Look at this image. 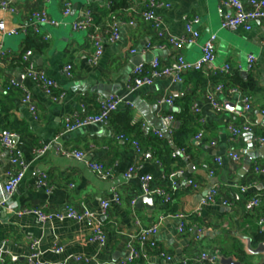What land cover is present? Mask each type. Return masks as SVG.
I'll return each instance as SVG.
<instances>
[{"label":"crops","instance_id":"0c3cea01","mask_svg":"<svg viewBox=\"0 0 264 264\" xmlns=\"http://www.w3.org/2000/svg\"><path fill=\"white\" fill-rule=\"evenodd\" d=\"M8 1L13 10L0 9V21L5 27V32L0 31V131L8 129L16 133L15 144L28 164L12 199L19 207L41 208L46 212L63 211L69 204L82 205L102 224L106 242L101 246L89 241V227L82 221L53 218L42 222L33 213L16 215L0 208V253L7 259L6 264H31L27 258L32 242L37 243L39 255L36 260L39 264H71L77 255L87 257L93 263L118 264L130 252L128 243L133 241L138 230L135 219L139 220L141 227L157 224L154 241L158 249L170 255L169 264H181L185 258L214 248L219 250V256L259 264L260 256L249 257L242 251L241 237L252 239L259 228L264 230L257 222L259 218L264 219V174L253 170L255 165L264 166V142L257 140L264 136V20L251 22L249 30H228L220 27V19L228 10L218 0H155L164 5L153 8V13L161 21L160 30L167 37H181L185 33L186 21L195 16L199 18L195 25L199 31L196 44L180 49L185 59L197 60L202 43L215 35V60L206 68L208 73L201 71L205 76L199 78V85L193 75L185 73L182 82L163 77L151 85L130 91L127 84L133 66H148L154 57L165 65L177 55L171 46L163 49L149 47L141 53L147 44L163 42L153 25L141 18L148 10V0H114L124 4L113 10L109 5L113 0ZM65 2L70 3V14L63 17ZM42 7L61 24L42 25L37 35L8 33L24 25L32 10ZM86 8L93 11L95 22L101 26L112 17L135 21L134 25L120 28L117 41L103 39V52L95 65L88 63L93 48L87 33L74 31L70 25ZM45 35L48 37L43 39ZM26 44L35 64L57 82L56 95L62 94V98L46 95L35 82L24 76L18 56ZM131 50L136 52L131 53ZM249 55L255 57V63L247 70ZM67 64L72 65L70 78L64 74ZM223 64H228L231 69L237 68L239 73L247 71V76L241 77L246 80L251 76L254 81V87L245 92L251 103V109L246 113L242 110L240 94L230 93L227 87L214 93L224 106L222 112H215L206 99L215 85L208 77L213 68ZM11 79L31 93L38 120L33 119L22 104L20 88L6 90ZM107 94L121 99L107 123L88 124L64 132L57 141L65 148L83 151L91 161L110 166L112 178H97L83 162L56 154L52 146L34 158L33 149L49 143L63 128L66 116L76 111H95L98 107L96 98ZM166 96L174 99L172 107L159 102ZM192 102L198 103L203 123L191 113ZM168 114L174 116L172 132L170 135L164 133L163 137L171 141V152L180 148L186 151L188 160L180 155L173 157L170 152L172 158L183 159L184 165L178 160L162 163L144 140L136 137L135 128H132L138 123L143 135H154L153 130L165 126L162 118ZM245 119L251 123L252 132L232 137L228 126L240 125ZM182 124L186 125L187 137L185 146L178 147L172 141V134ZM200 130L202 136L195 139ZM121 134L122 138L119 137ZM133 140H139L137 142L143 150L140 157L135 152ZM228 152L239 154V160L234 162L227 156ZM216 159H220V163ZM188 165L192 167L188 168ZM132 166L138 176L151 175L154 185L168 186L170 200L163 202L159 196H153L152 209L144 203L137 206V199L141 196L139 179L137 175L124 176ZM8 167V155L0 146V189L7 179ZM179 170L181 172L177 173ZM41 172L46 174L52 187L49 193L35 187ZM174 172V180L167 182L166 176ZM188 180L196 187L189 185ZM172 182L173 188L170 187ZM213 186H218L229 205L223 206L217 199L213 204L200 206L199 214L195 213L201 199ZM241 186H246L247 190L242 192ZM113 187L121 201L111 203L103 214L100 203L110 197ZM255 194L260 195L261 202L253 210H247L245 201ZM133 198H136L134 206L130 204ZM181 213L186 216V228L179 233L180 218L176 215ZM191 226L193 229L189 231ZM55 245L62 247L59 253L53 252ZM11 256H16L17 260L10 261ZM131 264H164V260L152 251L146 261L136 260Z\"/></svg>","mask_w":264,"mask_h":264},{"label":"built area","instance_id":"2783aa9c","mask_svg":"<svg viewBox=\"0 0 264 264\" xmlns=\"http://www.w3.org/2000/svg\"><path fill=\"white\" fill-rule=\"evenodd\" d=\"M46 1V0H42ZM219 4L225 7L228 12L220 19V27L228 30H236L242 28L244 30H249L251 28V22L256 20H264V0H218ZM112 1H110L111 4ZM109 4V5H110ZM164 6L160 2L155 0H148L147 8L148 10L143 12L141 15L142 20L149 22L153 25L155 30H157V36L163 40L161 43H155L150 46L147 44L141 53H145L149 47L163 49L166 46H171L177 51L175 59L169 64H160L157 58H153L148 66L135 65L130 70L128 78V89L133 91L137 88H140L145 85H151L156 79L163 77H171L173 82H182L183 74L197 70L206 72L208 66H212L215 60V41L216 36L211 35L206 39L200 46L201 55L195 61H188L185 59L182 51L180 50L186 45L196 44L199 38V31L195 25L199 22L197 16L190 18L185 23V33L181 37H167L164 34L163 30H160L161 21L154 16L153 8H160ZM166 7V6H165ZM0 9L12 11L10 2L8 0H0ZM70 14V3L65 2L62 10V16H68ZM135 21L122 20L121 18L112 17L105 26H101L95 22L93 17V11L89 8L84 9L80 15L71 22V29L74 31H84L87 33L90 44L92 45L93 51L88 57V63L95 65L103 52V39L106 37L109 41L115 42L119 38L120 28L124 25H134ZM61 22H58L51 18L46 12L45 8H39L32 10L27 18V21L24 25L18 27L17 29L13 28L8 31L10 34L21 33L23 35L34 34L37 35L40 33V26L49 25V26H58ZM0 31L5 32L4 23L0 21ZM48 36L45 35L42 38L46 39ZM264 45V42H263ZM136 50H131V53H135ZM22 61L24 63L23 71L24 76L33 82H35L41 90L48 96L53 97L54 99H60L63 97L62 94L56 95L58 84L57 82L48 76L46 71L38 67L34 60L31 58V50L28 48L22 54ZM255 63V57L249 55L247 58V70L253 68ZM230 66L228 64H223L220 67L213 68V71L210 75H216L218 73H229ZM208 73V72H206ZM64 74L66 77L70 78L72 76V65L67 64L64 66ZM11 87H18L21 90V102L24 104L28 111L30 112L33 119L38 120L39 116L37 113V107L33 100L31 93L22 85L15 82L13 79L9 80L6 90H9ZM224 87H227V90L230 93H237L241 96V101L243 103L242 110L246 113L251 109V103L249 97L242 91L238 86L231 84L224 85L222 83H217L213 85L212 91L207 95L206 99L210 107L217 113H220L224 110V106L219 102L215 97L214 93L219 92ZM160 103H165L168 106H173L174 99L171 96H166L160 98ZM96 103L98 105L97 109L91 113H83L76 111L72 115L66 116L63 120V128L55 134L53 139L47 143L40 146H36L32 154L34 158H38L44 153L47 152L49 147H53L56 154L65 156L68 158H73L75 160L81 161L87 166L94 175L101 180H108L113 177L112 169L110 166L91 161L87 158V155L79 149H70L63 147L58 143V138L67 131L75 130L81 126L94 123H107L109 121L110 115L117 110L118 106L121 104V99L116 97L114 94H107L106 96H98L96 98ZM131 105V104H130ZM190 111L193 113L197 121L204 122V119L199 116L200 109L198 103L192 102L190 105ZM238 114H241L238 113ZM165 121V126L161 130H153V134L158 137H163L164 133L171 134L172 132V122L174 121L173 114H168L162 118ZM145 125V124H143ZM228 130L232 137H237L243 133H251L252 125L248 119H245L240 125H229ZM202 136V131H198L195 134V139H199ZM120 138L123 135H119ZM17 135L15 132H12L8 129H3L0 131V146L6 151L8 155L9 167L6 171L7 179L0 189V208H4L9 212H12L16 215L33 213L40 221L44 222L53 218L58 220L62 219H71L75 221H82L87 224L89 227V236L88 240L93 242H98L103 246L106 242V235L102 228V224L95 220L93 213L87 209H84L83 206H75L69 204L65 207L63 211L57 212H46L41 208H31V207H19L18 204L12 199V195L18 186V184L23 179L26 169L27 162L25 161L22 152L17 148L15 144V139ZM259 142H264V136L257 139ZM132 144L135 148L137 156H142L143 150L139 143L135 140L132 141ZM214 144V141L211 142ZM186 151L183 148L174 150L171 152L173 157L180 155L184 159L188 160L189 156L185 153ZM227 156L231 158L234 162L238 161L240 155L235 152H228ZM220 163V159H216ZM254 172H260L264 174V166L255 165L253 167ZM179 170L177 173H180ZM212 173V172H211ZM136 168L134 166L130 167L125 173L126 178L136 176ZM176 173H170L166 176L167 182L173 181ZM141 195H151L159 196L163 202L170 200L171 195L168 190V186L154 185L152 183V177L149 174L137 175ZM166 182V183H167ZM188 184L196 187L191 180H188ZM174 182L170 184V187L173 188ZM36 188H42L46 193L51 191V186L48 184L46 174L41 172L36 181ZM240 190L245 192L247 190L246 186H241ZM120 195L115 187L111 189L110 197L101 201L100 206L102 213L106 214L110 204H119ZM217 199H220V202L223 206L229 205L228 200L220 193L218 186H213L201 199L198 207L195 210V213L199 214V208L202 205L213 204ZM136 198H133L130 202L134 206ZM261 202L260 195L255 194L245 201V208L247 210H253ZM177 217L180 218V221L177 226V231L179 233L184 232L186 228V221L184 218L185 215L177 214ZM258 224L264 227V219L259 218ZM135 224L137 225V232L132 237L133 241L128 243V248L130 250L127 257L121 260L118 264H131L136 260L146 261L149 257L150 252L155 251L156 254L164 260V264H169L171 261L170 255L158 249L154 241V236L157 233L158 226L157 224L150 225L148 227H141L139 220L135 219ZM193 226L189 227L188 230L191 231ZM31 252L28 256V261L31 264H39L36 260L39 253L37 250V243L32 242L30 245ZM62 250L61 246H53V252L59 253ZM219 259V250L214 248L212 251H201L195 256H191L182 260L181 264H218ZM10 261H16V256H11ZM7 259L0 253V264H6ZM71 264H98L92 262L89 258L83 257L80 255L74 256Z\"/></svg>","mask_w":264,"mask_h":264},{"label":"trees","instance_id":"16d2710c","mask_svg":"<svg viewBox=\"0 0 264 264\" xmlns=\"http://www.w3.org/2000/svg\"><path fill=\"white\" fill-rule=\"evenodd\" d=\"M120 4H124V2L118 3V1L113 0L110 4V9L113 10L114 8H116ZM29 35H31V34H29ZM28 48H29V46L26 44L18 56V59L20 60V63L23 66H24V63L22 61V54ZM187 73H189V76H191V75L194 76L195 80L197 81L196 85H199V78L203 77V75H204L201 73V71H197V70L189 71ZM206 77H208V76H206ZM208 79L209 80L211 79V81L214 84L222 83L224 85L231 84L234 86H238L244 92H246V90L248 91L254 87V81H253L252 77L249 76L248 79L244 80L240 76L239 70L237 68H233V69L230 68L229 73H227V74L218 73L216 75H211L208 77ZM185 127H186L185 124L180 125L177 129L175 128V130L172 134V141L178 147L185 146L184 142H185V139L187 137V132L184 131ZM132 128H135L136 137H138V139L144 140V143H146L151 148V150H153V153L156 155V157L159 158V160L161 159L160 161L162 163H168V162L173 161V160H178L180 164H183V165L185 164L183 159H181V158L175 159V158H172L170 156V152H171L170 143H171V141H169L167 139V137H158L156 135H151V134H144L143 135V131L140 129V125L138 123L135 124L134 126H132ZM190 133H191V131L189 132V134ZM137 141H139V140H137ZM263 240H264V230H263V228H259L258 233H256V235L253 236L251 244L253 246H255L258 242L263 241Z\"/></svg>","mask_w":264,"mask_h":264},{"label":"water","instance_id":"95a60500","mask_svg":"<svg viewBox=\"0 0 264 264\" xmlns=\"http://www.w3.org/2000/svg\"><path fill=\"white\" fill-rule=\"evenodd\" d=\"M247 71H240V76L245 77L247 76ZM109 92V91H108ZM191 165H188V168H191ZM142 203L149 208L152 209L154 205V197L151 195H141L137 199V206H140ZM242 243H244V248L242 251L249 257L260 256L261 262L259 264H264V240L258 242L255 246L251 244L252 239L242 236L241 237ZM220 264H246L242 260L234 259L232 256H219Z\"/></svg>","mask_w":264,"mask_h":264}]
</instances>
